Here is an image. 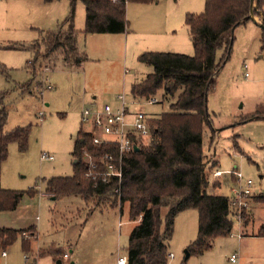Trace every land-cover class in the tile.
Here are the masks:
<instances>
[{
  "label": "rangeland",
  "instance_id": "obj_1",
  "mask_svg": "<svg viewBox=\"0 0 264 264\" xmlns=\"http://www.w3.org/2000/svg\"><path fill=\"white\" fill-rule=\"evenodd\" d=\"M204 8L205 0H128L124 32L78 35L79 49L87 57L81 66L70 69L59 60L57 67L47 69L37 63L33 72L28 61L45 50L40 32L58 29L70 14V1L0 0L4 131L28 128L24 149L15 141L7 146V158L0 166V187L36 191L33 196L25 194L10 215L0 214V226H35V235L24 234L30 246L26 252L29 260L24 259L18 238L6 251L7 256L0 257V264H57V260L61 264H115L118 248L127 253L129 233L139 217L130 219L127 203L119 209L110 206L114 197L96 201L69 194L54 198L45 194V186L51 177L74 172L75 143L79 131L88 128V123L81 121L84 107L116 103V96L124 93L129 108L144 112L148 119L169 111L175 98H163L161 90L147 97L131 94L132 86L153 70L139 55H192L185 19ZM259 23L261 19L255 15V20L235 27L231 53L208 94L210 124L204 125L202 133V150L208 162L207 192L231 196V187L237 183L233 171L253 182L254 197L246 211L248 223L245 226L233 219L230 234L215 237L210 248L197 254L192 249L198 212L187 209L177 213L166 241L173 254L167 264H234L229 261L232 253L238 254L236 264H264V235L256 234L264 226V45ZM73 26L79 31L85 26L80 1L75 4ZM221 55L218 50L216 59ZM152 95L157 102L147 101ZM257 113L260 115L255 116ZM215 170L223 174L214 177ZM167 213V205L158 210L160 231L165 228Z\"/></svg>",
  "mask_w": 264,
  "mask_h": 264
},
{
  "label": "trees",
  "instance_id": "obj_2",
  "mask_svg": "<svg viewBox=\"0 0 264 264\" xmlns=\"http://www.w3.org/2000/svg\"><path fill=\"white\" fill-rule=\"evenodd\" d=\"M69 1L70 14L58 29L40 32L45 50L39 57L28 61L33 72L37 63L47 69L57 67L59 60L61 66L70 69L81 66L87 57L79 49L80 33L125 31L127 24L124 13L128 0ZM77 1L83 3L85 10L82 31L73 26ZM133 1L142 3L151 0ZM263 5L264 0H205V8L200 14L189 13L185 19L194 51L192 55L177 52H144L139 55V60L152 65L153 70L132 86L133 97H147L161 90L163 98L172 97L175 100L170 104L169 111L149 119V135L140 142L137 151L124 158L121 181L112 178L103 182L101 178L89 179L84 176L86 166L81 147L92 149L91 135L85 130L79 131L72 153L73 174L48 179L46 195L57 198L79 194L85 200L96 201L114 197L110 200L111 207L118 206L119 197L121 209L124 203L128 204L130 219L141 215L140 222L129 233L128 264H167L170 252L166 241L172 234L174 216L183 210L196 209L198 212L194 253L201 254L211 247L215 237L231 233L233 212L228 197L206 190L208 162L202 150V133L204 125L210 124L208 94L215 85L219 69L231 53L234 29L250 19L252 9L264 24ZM261 41L264 45L263 29ZM218 50L222 51L219 60L216 59ZM25 86L22 85V90H26ZM259 115L257 113L255 116ZM5 121L6 113L1 110L0 166L7 158L8 144L15 141L20 149H24L28 133L27 127L4 131ZM33 189L16 191L0 187V212L13 211L25 194L35 195ZM162 205L168 206V213L165 228L160 231L158 210ZM241 218L242 224L246 225V212L242 213ZM26 232L33 236L36 229L32 226L23 229L0 226V251L21 238L22 251L28 252L30 246L24 237ZM257 234L264 235L263 227Z\"/></svg>",
  "mask_w": 264,
  "mask_h": 264
},
{
  "label": "built area",
  "instance_id": "obj_3",
  "mask_svg": "<svg viewBox=\"0 0 264 264\" xmlns=\"http://www.w3.org/2000/svg\"><path fill=\"white\" fill-rule=\"evenodd\" d=\"M245 76H248V73H245ZM116 99V103H105L97 108L84 107L81 111L82 123H88L86 131L91 135L92 146V149L88 150L81 147L82 160L86 166L84 172L86 178H101L103 182H108L112 178L121 181L124 158L135 152L134 146L139 148L140 142L150 133L149 119L146 114L131 110L124 93L117 95ZM146 99L149 103L158 101L155 96ZM100 148L101 150H98ZM41 156L45 158L47 154L43 153ZM222 174V170H215L212 175L218 177ZM232 174L235 175L237 183L231 187L232 195L228 196L229 207L233 212V219L241 222L242 213L250 207L253 182L250 179H242L241 174L236 171ZM115 192L118 193V189ZM117 201L121 209L119 197ZM140 220L141 215L135 221L138 223ZM1 255H5V251H1ZM172 257V253L167 255L168 259ZM24 259L29 260L26 253H24ZM237 260V254L232 253L229 256L230 262L236 263ZM115 264H128L127 255L121 252L120 248L117 250Z\"/></svg>",
  "mask_w": 264,
  "mask_h": 264
},
{
  "label": "crops",
  "instance_id": "obj_4",
  "mask_svg": "<svg viewBox=\"0 0 264 264\" xmlns=\"http://www.w3.org/2000/svg\"><path fill=\"white\" fill-rule=\"evenodd\" d=\"M187 32H188V31H187ZM45 194H46V193H45ZM253 197H254V195H253ZM3 212H5V213H7L8 215H10V212H12V211H2V212H0V214L3 213ZM3 226H4V225H3ZM31 226H32L33 228L35 227V226H33V225H31ZM245 226H246V225H245ZM10 227H11V226H10ZM28 227H29V226H28ZM13 228H16V229H23V228H17V227H13ZM26 228H27V227H26ZM260 228H261V227H260ZM263 231H264V226H263ZM256 234H257V233H256ZM257 235H258V234H257ZM34 238H35V236H34ZM16 241H17V240H16ZM16 241H15V242H16ZM15 242H14V243H15ZM14 243H13V244H14ZM21 243H22V242H21ZM13 244H12V245H13ZM12 245H11V246H12ZM11 246H10V247H11ZM21 248H22V247H21ZM8 249H9V248H7V249L4 250V251H5V255H1V251H0V257H6V256H7V252H6V251H7ZM21 251H22V249H21ZM22 252H23V251H22ZM237 255H238V254H237ZM238 260H239V259H238ZM60 262H61V261H60ZM231 263H232V262H231ZM236 263H238V261H237ZM236 263H234V264H236ZM60 264H61V263H60Z\"/></svg>",
  "mask_w": 264,
  "mask_h": 264
},
{
  "label": "water",
  "instance_id": "obj_5",
  "mask_svg": "<svg viewBox=\"0 0 264 264\" xmlns=\"http://www.w3.org/2000/svg\"><path fill=\"white\" fill-rule=\"evenodd\" d=\"M249 18L255 20V15H254L253 9L251 10V12L249 14ZM259 26L264 30V24L259 23ZM137 150H138V146H134V151H137ZM74 162H75V160H74ZM187 256H188V253H186V257ZM60 263H61L60 260H57V264H60Z\"/></svg>",
  "mask_w": 264,
  "mask_h": 264
}]
</instances>
